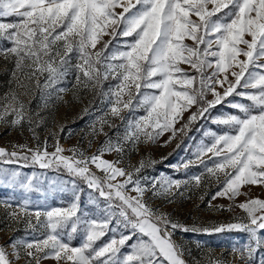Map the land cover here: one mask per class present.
Instances as JSON below:
<instances>
[{"label":"snow or ice","instance_id":"6c2138e0","mask_svg":"<svg viewBox=\"0 0 264 264\" xmlns=\"http://www.w3.org/2000/svg\"><path fill=\"white\" fill-rule=\"evenodd\" d=\"M117 8L122 11L116 12ZM12 16L18 20L0 22V38L12 45L0 50V54L14 56L16 69L29 81L35 79L38 87H52L70 67L76 69V80L85 88H100L109 78L117 81L104 95L111 115L124 121L125 131L116 142L107 140L91 157L78 148L70 150L71 156H64L58 141L52 153L47 151L46 142L42 148L19 146L30 155L0 148V162L5 165L22 160L21 167H63L70 175L84 179L89 188L107 201L106 217L98 222L80 209L78 196L68 207L50 209L39 205L30 208L25 200L20 213L12 211L8 215L15 220L23 219L33 230L43 229L44 238L13 241L11 254L0 247V264H13L9 255L19 260L21 248L25 250V257L30 258L27 264H40L49 258L58 264L60 261L65 264H97V261L99 264H186L185 250L173 239L178 229L247 232L256 241V247L264 245V239L257 235L264 230V200L248 199L237 205L246 213V218L238 222L210 229L189 228L144 200L146 191L168 196L174 188L179 189L189 181L162 177L153 178L150 185L142 184L139 173L147 166L143 160L129 171L118 166L122 163L119 157L114 161L103 159L106 152L123 155L125 143L130 141L135 146L141 137L145 142L155 141L167 131L175 136L176 131L203 118L235 94L251 102L227 101L243 116L229 114L213 118L214 123L229 128L222 133H210L211 144L202 145L196 156L211 177L219 181L218 173H224L213 200L225 197L234 201L242 194L239 190L243 185L264 184V64L258 63L264 59V0H0V18ZM193 16L197 19L193 20ZM105 35L112 39L97 49ZM118 37L131 39L113 45ZM185 39L193 41V45L185 44ZM241 44L245 48L239 47ZM240 56L246 59H238ZM73 58L77 61L74 66ZM182 63L189 65L195 74L180 68ZM208 69L213 71L209 74ZM45 72L48 77L41 85L39 76ZM217 86L223 89L222 94L216 90ZM247 89L258 91L251 93ZM208 93L214 99L208 100ZM192 106L196 111L191 113L188 122L182 129H174V123ZM138 109H143L145 115H130L127 119L120 115L123 110L132 114ZM9 115L14 116L13 125L26 118L25 105L15 94L4 98L0 122H6ZM27 119L30 121L31 117ZM104 124L111 126L110 121L102 119L99 130L94 127V135H107L103 132ZM149 128L152 130L148 131ZM208 154H211L208 156L211 166L202 159ZM192 163L188 161L181 166L188 168ZM90 164L103 172V177L90 171ZM202 176L191 178L196 186L203 183ZM117 177L123 180L114 183ZM0 184L19 185L26 191L34 187L32 179L21 178L19 171L9 168H0ZM128 192L137 195L133 197ZM116 200L120 203H114ZM113 218H118L117 224L131 231L128 235L121 233L118 240L112 238L94 247L106 231H116L109 229ZM78 232L83 233V242L80 246H71ZM133 236L137 239L129 246L130 252L121 253V247ZM255 251V247L248 246L245 255L244 248L234 249L239 253L241 264H251ZM101 257L105 259L100 260ZM209 264L224 262L209 260Z\"/></svg>","mask_w":264,"mask_h":264},{"label":"rangeland","instance_id":"374dc122","mask_svg":"<svg viewBox=\"0 0 264 264\" xmlns=\"http://www.w3.org/2000/svg\"><path fill=\"white\" fill-rule=\"evenodd\" d=\"M211 7V6H209ZM116 12L122 11L117 8ZM196 20V17H191ZM17 17L0 18V22L17 21ZM111 31V29H109ZM2 39V38H1ZM112 39L110 35L102 37L101 42L97 44V49L101 44ZM245 39L251 38L245 36ZM6 40V39H3ZM116 42V40H113ZM118 42V41H117ZM58 43H63L58 42ZM184 43L192 46L193 41L185 39ZM0 50L11 47V43L6 40V44L1 42ZM239 47L245 48L244 45ZM111 50V48H110ZM95 51V50H93ZM75 57V53L72 54ZM15 57L11 54L5 56L0 54V107L3 106L4 98L15 94L20 101L23 102L26 109V118L18 125H13L11 121L13 115L6 117V122H0V148L8 152L18 151L21 155H30L26 151H21L19 146L27 145L30 149L37 146L43 147L47 143V151L52 153L55 151L57 141L64 149V156H71V149L78 148L91 157L97 154L102 145L109 139L116 142L122 137L125 131V123L118 117L111 115L108 100L104 93L110 86L117 81L109 78L104 81L100 88H85L76 80V69L70 67L64 77L50 88L38 87L35 79L29 81L23 73L16 69ZM238 59H246L240 56ZM73 58L71 64H76ZM264 64V59L258 61ZM180 68L184 71L190 70L187 64H180ZM237 70L238 69H234ZM27 71V69H26ZM213 69H208L210 74ZM231 71V70H230ZM15 74V75H14ZM48 77L45 72L39 76L40 84L43 85ZM229 79H234L229 76ZM179 87V86H177ZM64 89V91H60ZM217 91L223 93V89L217 86ZM240 91V89H238ZM245 91L255 93L256 89H247ZM230 96L221 104L230 106L227 101L251 103L250 101H242L236 99V96ZM208 100L214 99L211 93H208ZM124 99H127L125 96ZM196 111V107L192 106L182 113L179 121L174 123V129L180 130L188 122V118L192 112ZM229 114L240 115L225 110L219 112L205 113L203 118L193 121L187 128L182 131H176L173 136L172 131L164 132L155 141H144L132 146L131 142L125 143V152L123 155L116 152L105 153L103 159L114 161L118 157L122 160L118 166L132 171L133 167L138 166L143 160L146 163L139 173L142 184H151L153 178L171 177L189 181L187 185H182L179 189H173L172 194L168 196L153 195V191H146L144 200L153 208H159L166 212L174 221L186 227L203 229L212 228L220 224H228L238 222L246 218V213L237 207L240 203L246 202L248 199H259V189L256 185H243L240 188L241 195L235 200H229L225 197H217L212 199L219 190L224 180V173H218L219 181L215 177H211L205 172L204 165L197 159L196 153L202 145H208L212 142L210 133L216 132L206 125V121L213 122L215 117H224ZM242 114V113H241ZM126 119L131 116L139 117L145 115L143 109H138L135 113L130 114L128 110H123L120 114ZM27 116L31 117L29 121ZM108 120L109 124H104V134H95L93 129L98 131L101 120ZM224 125V124H222ZM229 128L228 125H225ZM152 129L149 128L148 131ZM207 156L202 157L210 166L211 160ZM192 161L188 168L181 165ZM24 162L21 160L18 164L5 165L0 162V168L15 169L21 173V178L32 179L33 189L26 191L19 185L0 184V247L4 248L9 254L13 249L10 244L13 241H35L44 238V230H33L28 227L23 219L15 220L8 213L16 211L20 213V206L25 200L28 201L30 208L39 205L42 209H50L52 207H68L75 198L79 197L80 209L87 214L88 217L97 218L98 222L106 217L105 209L107 201L103 197H99V193L88 187L87 182L77 176L70 175L63 167H51L41 169L38 165H29L21 167ZM179 166V167H178ZM90 171L97 176L103 177L104 173L95 168V165H89ZM229 171V170H226ZM203 183L196 186L195 181L191 178L195 175H201ZM147 178V179H144ZM122 177H117L114 183L122 181ZM75 183V190L73 189ZM129 188L131 185L128 186ZM128 195L135 197L136 192H128ZM114 203L119 204L118 200ZM232 210H228V209ZM130 213V210H129ZM22 215V214H21ZM79 215V213H78ZM118 218H113L109 223V229L115 228L113 232L108 230L105 235L95 241L94 247L102 246L106 242H110L112 238L117 240L120 234L128 235L130 228L125 229L117 224ZM35 223V217H32ZM136 237L126 241L121 247V253L130 252V245L136 242ZM144 239H147L145 237ZM176 244L181 246L184 251V259L186 264H209V260H220L224 264H241L239 253L234 249L244 248L247 255V247H255L251 264H261L264 260V248L253 246V241L249 235L240 231H224V232H184L177 230L173 237ZM80 246L83 242V233L74 234L71 243ZM21 258L16 259L14 255H9V259L13 264H27L30 258L25 257V250L20 249ZM119 255V254H118ZM100 260L105 257L99 258ZM40 264H58L55 259H44ZM59 264H65L60 261ZM71 264V262H68ZM99 264V261H97Z\"/></svg>","mask_w":264,"mask_h":264},{"label":"trees","instance_id":"16d2710c","mask_svg":"<svg viewBox=\"0 0 264 264\" xmlns=\"http://www.w3.org/2000/svg\"><path fill=\"white\" fill-rule=\"evenodd\" d=\"M124 39L130 40L131 38H120V37H118L116 42L113 41V45L117 44V41H122ZM108 40H110V39H108ZM108 40H106V41H108ZM1 42L6 44V40H3V39L0 38V48H3V46H1ZM111 47H112V45L109 46V48H111ZM186 72H189L190 74H195L193 69H190V70H188ZM234 97H236V96H234ZM236 99H240V100H242L244 102L247 101L246 99H244L242 97H236ZM193 110L195 111V109H193ZM222 110H225V111H228V112L238 113L241 116H243V114H241L238 109H234L231 106H228V105H225V104H219L216 107L212 108L210 111L211 112H219V111H222ZM206 125L208 127L212 128L213 130H215L216 133H222V132L228 130V128H226L225 125L214 123V122H210V121H206ZM71 246H76V244H74V242H72Z\"/></svg>","mask_w":264,"mask_h":264},{"label":"crops","instance_id":"0c3cea01","mask_svg":"<svg viewBox=\"0 0 264 264\" xmlns=\"http://www.w3.org/2000/svg\"><path fill=\"white\" fill-rule=\"evenodd\" d=\"M255 188L259 189V199L260 200H264V184H257L255 186ZM245 233H247V232H245ZM247 235L250 236L249 233H247ZM257 235L260 236L262 239H264V230H261L260 232H258ZM250 238H251V236H250ZM252 241H253V246H255L256 245V241L253 240V239H252ZM260 247L264 248V245H261Z\"/></svg>","mask_w":264,"mask_h":264}]
</instances>
